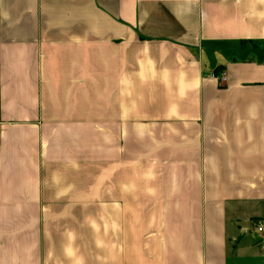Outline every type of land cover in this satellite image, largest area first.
<instances>
[{
	"label": "crops",
	"instance_id": "1",
	"mask_svg": "<svg viewBox=\"0 0 264 264\" xmlns=\"http://www.w3.org/2000/svg\"><path fill=\"white\" fill-rule=\"evenodd\" d=\"M257 221L264 0H0V264H264Z\"/></svg>",
	"mask_w": 264,
	"mask_h": 264
},
{
	"label": "built area",
	"instance_id": "2",
	"mask_svg": "<svg viewBox=\"0 0 264 264\" xmlns=\"http://www.w3.org/2000/svg\"><path fill=\"white\" fill-rule=\"evenodd\" d=\"M218 78L223 80V74H220ZM255 232L259 236V247L261 250H264V224L262 221L255 223Z\"/></svg>",
	"mask_w": 264,
	"mask_h": 264
}]
</instances>
